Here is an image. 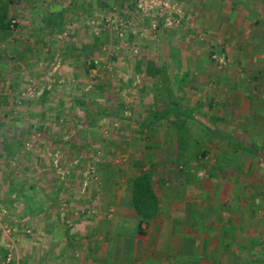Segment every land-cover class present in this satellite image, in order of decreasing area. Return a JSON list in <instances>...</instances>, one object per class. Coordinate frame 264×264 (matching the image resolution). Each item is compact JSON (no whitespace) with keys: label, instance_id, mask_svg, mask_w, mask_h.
<instances>
[{"label":"rangeland","instance_id":"obj_1","mask_svg":"<svg viewBox=\"0 0 264 264\" xmlns=\"http://www.w3.org/2000/svg\"><path fill=\"white\" fill-rule=\"evenodd\" d=\"M101 1L78 0L54 36L43 18L73 0L16 1L14 32L0 36V264H62L66 232L86 211L103 208L112 189L129 199L139 158L153 166L174 218L196 221L197 264L264 262V4L242 0L239 31L221 24L211 33L189 0H169L162 14ZM175 50L181 102L207 125L259 145L258 155L236 154L214 136L201 167L176 160L168 126L143 131L138 120L152 107L146 65L157 57L175 82ZM79 99L97 115L94 125ZM216 155L230 161L226 171L215 168ZM181 192L190 205L179 203Z\"/></svg>","mask_w":264,"mask_h":264},{"label":"crops","instance_id":"obj_2","mask_svg":"<svg viewBox=\"0 0 264 264\" xmlns=\"http://www.w3.org/2000/svg\"><path fill=\"white\" fill-rule=\"evenodd\" d=\"M254 1L259 5L264 4V0ZM189 2L194 13L190 15L195 16V20L203 21L200 26L202 29L207 27L206 32L210 30L211 33L216 32L222 27L221 24L239 31L237 28L241 25H235V22L240 21L243 15L240 14V11L244 10L241 6L242 0H189ZM231 3L235 7L231 6L230 9L228 4ZM252 17L255 19L254 23L261 19L258 10L252 13ZM228 20L231 21V25H228ZM213 23L216 24L213 26ZM139 162L140 158L135 164L141 167ZM143 168L147 170V167ZM136 173L131 175L127 182L129 199L124 200L126 192L117 193L116 189H112L111 199L106 200L103 208L97 209L93 215L84 209L87 214L83 213L85 215L76 225V229L74 231L72 229L70 234L69 231L66 232L64 238L66 243H63V248L67 250L62 252L64 253L62 264H197L198 259L202 258L196 251V237L194 234L191 235L196 221L175 219L172 211L173 201L171 198L169 201L166 200L164 195L168 197L167 193L165 190L163 193L162 189L157 187L155 180L159 212L153 220L143 222L141 228L138 226L141 218L132 205L129 190L130 180ZM182 194L181 192L179 203L184 207L190 205V196ZM184 228L189 231H184Z\"/></svg>","mask_w":264,"mask_h":264},{"label":"trees","instance_id":"obj_3","mask_svg":"<svg viewBox=\"0 0 264 264\" xmlns=\"http://www.w3.org/2000/svg\"><path fill=\"white\" fill-rule=\"evenodd\" d=\"M16 1L19 2L20 0ZM16 1L0 0V36H6L14 32L15 25L12 23L11 11L12 5L15 4ZM77 3L78 0H73V5L68 6V8H65V10L60 13L49 14L43 18L44 28L47 29L51 36L62 32V28L65 26L64 16L71 10L70 8L76 6ZM100 4L106 7L105 1L102 0ZM259 20L256 23H261ZM180 55L181 52L179 53V51L175 50L174 56L177 58L180 57ZM207 61L205 60L206 63ZM177 63L178 73L176 75V81L174 82L165 63L160 62L157 57H153L148 61L146 65V75L152 87L150 97L152 107L151 110L148 111L146 117H142L138 120L143 131H152L155 126L159 124L168 126L167 132L170 134L169 137L173 138L172 136H174L175 138L176 160L186 162L190 157H193L201 167L203 166L202 163L206 162L207 157L210 155L207 144L212 140L210 138H214V136L222 140L221 142L223 144H230L234 148V153L236 154L246 152L251 155H258L261 151L259 145H249L237 136L223 133L222 129L215 127L214 124L212 126L207 125L204 123L205 121L199 117L200 113L198 111H191L181 102L182 98L178 94V88L185 83V77L184 74L181 73L182 65L178 58ZM140 64L142 65V63ZM97 67L94 61L90 64L89 68ZM87 102L88 101L85 99H79L78 104L84 109L86 121L89 125H94L97 115L91 113V106ZM99 114L103 116L102 113ZM197 123L201 127L196 131L193 129L192 125ZM217 159L215 168L218 171H226L228 169L227 166H230V161L225 159L223 155L221 158L219 156ZM154 178L155 170L153 166L147 170L141 166L139 171L130 180L129 190L131 191V202L141 218L138 225L140 228L143 222L153 220L159 212V198L155 192ZM230 228H233V225H231ZM4 257L7 258V253L4 254ZM258 264H264V262L261 261Z\"/></svg>","mask_w":264,"mask_h":264},{"label":"built area","instance_id":"obj_4","mask_svg":"<svg viewBox=\"0 0 264 264\" xmlns=\"http://www.w3.org/2000/svg\"><path fill=\"white\" fill-rule=\"evenodd\" d=\"M139 11L144 13H159L162 14L167 10H171L172 6L169 0H132ZM225 55L221 59V63H224Z\"/></svg>","mask_w":264,"mask_h":264}]
</instances>
